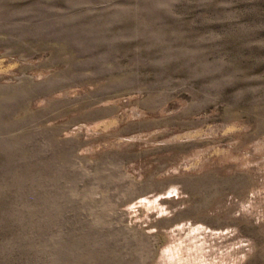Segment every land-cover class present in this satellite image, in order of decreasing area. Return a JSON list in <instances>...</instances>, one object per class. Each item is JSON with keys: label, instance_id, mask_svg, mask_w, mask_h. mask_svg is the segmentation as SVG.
<instances>
[{"label": "rangeland", "instance_id": "1", "mask_svg": "<svg viewBox=\"0 0 264 264\" xmlns=\"http://www.w3.org/2000/svg\"><path fill=\"white\" fill-rule=\"evenodd\" d=\"M0 264H264V0H0Z\"/></svg>", "mask_w": 264, "mask_h": 264}, {"label": "bare ground", "instance_id": "2", "mask_svg": "<svg viewBox=\"0 0 264 264\" xmlns=\"http://www.w3.org/2000/svg\"><path fill=\"white\" fill-rule=\"evenodd\" d=\"M135 115V114H134Z\"/></svg>", "mask_w": 264, "mask_h": 264}]
</instances>
